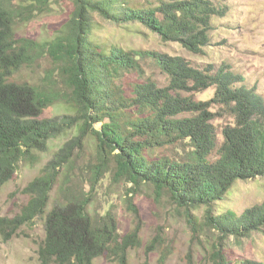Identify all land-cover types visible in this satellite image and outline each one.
Returning <instances> with one entry per match:
<instances>
[{"label":"trees","instance_id":"16d2710c","mask_svg":"<svg viewBox=\"0 0 264 264\" xmlns=\"http://www.w3.org/2000/svg\"><path fill=\"white\" fill-rule=\"evenodd\" d=\"M55 1L0 0V192L22 161L46 152L51 140L77 128L96 137L103 162L106 154L113 156L118 179L139 187L151 185L181 208L206 206L205 225L225 235L249 237L263 230L264 203L242 214L232 209L215 213L214 207L231 197L238 181L264 177V95L228 62L195 67L182 57L125 52L93 38L98 14L113 23L140 21L164 39L201 54L211 46L213 19L225 15L227 8L212 0H168L158 8L128 0H68L74 10L54 41L17 36L20 23L33 20ZM48 53L58 60L64 91L55 83L18 80L17 74ZM143 55L157 59L170 78L168 86L153 80L123 86V76L140 69L136 57ZM212 87V101L195 99L193 93ZM211 102L233 119L223 129L222 141L212 123L216 114ZM57 103L74 114L59 121L42 118ZM72 150L70 143L63 146L52 165L26 187L30 200L17 216L0 217V235L9 241L23 226L46 215L40 264H94L101 257L128 264L130 250L141 246L139 228L122 235L111 213L93 214L90 198H66L64 192V203L46 211L58 169L69 162ZM215 264L231 263L219 255Z\"/></svg>","mask_w":264,"mask_h":264},{"label":"rangeland","instance_id":"374dc122","mask_svg":"<svg viewBox=\"0 0 264 264\" xmlns=\"http://www.w3.org/2000/svg\"><path fill=\"white\" fill-rule=\"evenodd\" d=\"M11 1L15 4L31 2ZM128 1L145 8H158L163 2H168ZM212 1L227 10L222 17L213 19L211 46L201 54L189 51L179 41L164 39L158 31L140 21L113 23L98 14L94 15L93 38L101 45L117 46L125 52L182 57L195 67L228 62L243 74L246 84L264 95V0ZM73 10V4L68 0L52 2L50 9H45L29 22L20 23L17 36L40 43L52 42L62 34ZM136 58L140 62V69L125 73L122 79L125 88L143 80H153L161 87L169 85L170 78L160 69L155 57L143 55ZM57 62L52 55L45 54L35 65L17 74L18 80L45 86L55 83L57 90L64 91ZM182 94L188 96L191 93ZM193 95L198 101L210 102L214 98L215 88ZM210 109L216 114L212 123L222 141L223 129L233 119L222 111L220 105L211 102ZM73 114L65 104L57 103L48 108L42 118L59 121L63 116ZM95 127L100 129L101 124ZM69 143L73 147L72 156L64 167L58 169V180L50 193L46 211L49 213L64 203V193L66 198L88 197L90 211L100 216L111 213L117 219L122 235L139 228L141 246L130 250L128 264H215L219 255L225 256L231 264L243 260L264 263V229L249 237L225 235L217 228L205 225L206 206L190 210L181 208L169 194L159 195L151 185L139 187L118 179L113 156L106 154L103 162L98 156L96 137L90 132L80 133L77 128L69 129L51 140L46 152H35L32 158L19 164L14 178L0 192V217L13 218L21 212L30 200L29 195L24 193L26 187L52 165L57 152ZM102 167L100 180L93 184ZM262 203L264 177H258L238 181L231 197L216 204L214 210L216 213L232 209L242 214ZM45 219L46 215L36 218L9 241H4L0 235V264H40L38 251L46 237ZM94 264L119 263L101 257Z\"/></svg>","mask_w":264,"mask_h":264}]
</instances>
